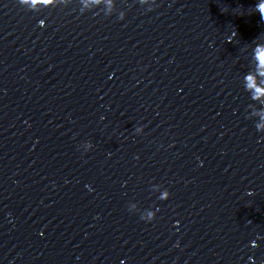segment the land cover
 <instances>
[{"label":"clouds","instance_id":"9594fccd","mask_svg":"<svg viewBox=\"0 0 264 264\" xmlns=\"http://www.w3.org/2000/svg\"><path fill=\"white\" fill-rule=\"evenodd\" d=\"M256 11L259 12L261 19L264 20V2H261V3H259V4L256 5ZM41 26H43V25H41ZM229 42H231V41L229 40ZM258 48H264V42L256 43V45H255V47H254V49H253V51H252V63H253V65H254V67H253L249 72H247V73L244 75V77H243L244 89H245L246 92H248V93L250 94V99H251V100H254V99H255V95H254V93H252V92L249 90V87H248V77H249V76H252V75H254V74H256V75L258 76V71H257V69H258V65L254 64V60H255V56H256V49H258ZM260 110H264V107L260 108ZM255 127H256V125H255ZM256 130H257V131H260V129H259L258 127H256ZM137 131L140 132V131H142V129H141V128H138ZM248 194L251 195L252 193L249 192ZM141 218L144 219L143 216H142ZM154 218H155V217H152V218L147 219V220H148V221H151V220H153ZM145 220H146V219H145Z\"/></svg>","mask_w":264,"mask_h":264}]
</instances>
